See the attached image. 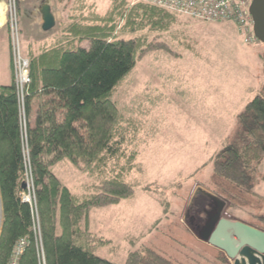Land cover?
Wrapping results in <instances>:
<instances>
[{"label": "rangeland", "instance_id": "1", "mask_svg": "<svg viewBox=\"0 0 264 264\" xmlns=\"http://www.w3.org/2000/svg\"><path fill=\"white\" fill-rule=\"evenodd\" d=\"M85 1L83 15L88 17L83 21L91 24L95 15L109 13L115 0ZM127 1L132 6L137 3ZM45 2L54 13L61 4L73 5V0H17V11L11 15L2 2L8 37L0 32V83L15 81L12 21L21 53L29 61L55 46L59 21L49 31L41 28L39 11ZM123 25L124 20L118 21L120 37L151 40L157 36L180 56L164 50L149 52L114 90L112 99L120 115L114 156L94 171H82L67 159L53 171L79 198L96 193L108 178L118 177L134 186L133 198L93 210L96 232L112 242L96 250L99 256L125 264L132 251L146 245L180 264H207L221 250L198 239L190 217L205 203L197 193L200 189L218 194L214 158L236 131L238 114L264 92V43H246L231 20L199 21L179 15L169 30L161 32L152 30L148 22L132 33L121 30ZM81 45L88 47L89 41ZM220 197L227 201V217L264 226L258 220L264 215V157L252 192L241 194L229 209L231 214H227L230 201Z\"/></svg>", "mask_w": 264, "mask_h": 264}, {"label": "trees", "instance_id": "2", "mask_svg": "<svg viewBox=\"0 0 264 264\" xmlns=\"http://www.w3.org/2000/svg\"><path fill=\"white\" fill-rule=\"evenodd\" d=\"M179 15L115 0L109 13L95 15L91 24L82 20L68 24L54 47L30 59L31 83L23 107L15 81L0 85V264H8L20 239H26L27 245L18 264H116L96 253L112 242L90 230V213L133 198L134 186L118 177L108 178L96 193L79 198L53 167L67 159L82 171H94L114 156L120 119L114 90L149 52L164 50L180 56L157 36L120 37L118 21L124 20L120 28L124 32H135L146 22L161 32L169 30ZM86 40L89 46L83 47ZM237 121L236 131L213 161V177L220 185L217 193L230 201L228 211L241 194L252 192L264 157V92L246 104ZM25 157L37 210L23 200ZM258 220L264 225V215ZM207 262L231 264L222 251ZM125 264L180 263L143 245L129 254Z\"/></svg>", "mask_w": 264, "mask_h": 264}, {"label": "water", "instance_id": "3", "mask_svg": "<svg viewBox=\"0 0 264 264\" xmlns=\"http://www.w3.org/2000/svg\"><path fill=\"white\" fill-rule=\"evenodd\" d=\"M4 0H0L2 3ZM42 29L51 30L56 25L55 16L48 2L40 6ZM250 13L254 21V34L264 43V0H250ZM24 189L27 183L22 184ZM204 196L203 222L190 228L200 239L223 251L231 264H264V230L237 218L225 215L227 201L210 190L200 189Z\"/></svg>", "mask_w": 264, "mask_h": 264}, {"label": "built area", "instance_id": "4", "mask_svg": "<svg viewBox=\"0 0 264 264\" xmlns=\"http://www.w3.org/2000/svg\"><path fill=\"white\" fill-rule=\"evenodd\" d=\"M4 1L7 4V11L13 15V12L17 11V0ZM136 2L156 6L199 21L231 20L239 27V31L246 43L258 40L254 34V21L250 13V0H136ZM11 27L15 87L20 106L23 107L25 92L31 83L30 61L21 53L15 21H12ZM26 161V170L30 174L29 172L26 174L25 182L27 183V188L23 194V200L33 206L35 202V189L30 164L28 159ZM26 245V239H20L16 242L8 264H18Z\"/></svg>", "mask_w": 264, "mask_h": 264}, {"label": "crops", "instance_id": "5", "mask_svg": "<svg viewBox=\"0 0 264 264\" xmlns=\"http://www.w3.org/2000/svg\"><path fill=\"white\" fill-rule=\"evenodd\" d=\"M66 3L67 4H65V5H62V4L59 5V8H58V10L55 13L52 11L53 14H54V16H55L56 22L58 23V21H59V23H58L59 28L57 29L58 32L53 37V42L54 43L58 39H60L61 35L63 34V32H62L63 29L62 28L64 26L62 27V22H64L65 23L64 25L67 26L68 24L74 22L75 20H82L83 21L84 20V17H88L87 14H86V16L83 15L86 12V9H87V7L85 6V3H86L85 0H80V2H79V0H73V2H72L73 5H71L70 7H69L70 3L69 2H66ZM41 18H42V16H41ZM3 25H4V23L2 24V26H0V32L1 31H4L6 33V31L3 30ZM41 28H42V24H41ZM6 35L8 37V34L7 33H6ZM10 84H12V83H0V85H10ZM96 209H102V208H96ZM93 210L91 211V214H90V225H89L90 230L92 232H94V233H97V234L103 236L102 233L96 232V230H95V228L93 226V222H92V213H93ZM228 213H230V212L227 209V214ZM232 216L234 217L235 215L232 214ZM235 218H237V217H235ZM237 219H239V218H237ZM240 220H242V219H240ZM244 222H246V221H244ZM246 223H248V222H246Z\"/></svg>", "mask_w": 264, "mask_h": 264}, {"label": "flooded vegetation", "instance_id": "6", "mask_svg": "<svg viewBox=\"0 0 264 264\" xmlns=\"http://www.w3.org/2000/svg\"><path fill=\"white\" fill-rule=\"evenodd\" d=\"M202 210H203L202 208L199 209L197 212V215L191 218V223L193 224L194 227L195 226L199 227L203 222V219H202L203 211Z\"/></svg>", "mask_w": 264, "mask_h": 264}, {"label": "bare ground", "instance_id": "7", "mask_svg": "<svg viewBox=\"0 0 264 264\" xmlns=\"http://www.w3.org/2000/svg\"><path fill=\"white\" fill-rule=\"evenodd\" d=\"M4 21H5V7L3 6L2 3H0V26H2Z\"/></svg>", "mask_w": 264, "mask_h": 264}]
</instances>
